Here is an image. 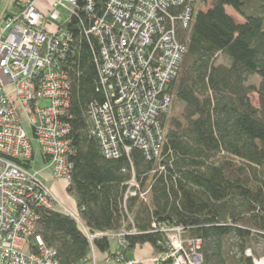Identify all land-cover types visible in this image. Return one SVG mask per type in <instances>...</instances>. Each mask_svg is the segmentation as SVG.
Wrapping results in <instances>:
<instances>
[{
	"label": "trees",
	"instance_id": "trees-1",
	"mask_svg": "<svg viewBox=\"0 0 264 264\" xmlns=\"http://www.w3.org/2000/svg\"><path fill=\"white\" fill-rule=\"evenodd\" d=\"M94 2V15H102L106 0ZM199 3L206 0H193L188 28L176 27L185 53L167 86L172 103L157 157L133 147L128 157L111 159L102 154L88 115L103 94L95 64L99 46L85 35L92 15L79 0L66 25L69 91L62 119L71 164L65 192L75 218L59 208L38 209L31 250L36 236L55 251L57 264H83L92 261V251L132 261L136 249L148 247L154 264H171L161 259L166 234L159 227L179 226L184 242L201 241V264H254L245 251L264 243V0H212L204 10ZM16 6L11 0L5 15ZM225 8L242 21L235 23ZM173 101L181 108L174 110ZM171 109L175 114L168 116ZM131 169L145 197L124 201ZM231 240L234 262L224 245Z\"/></svg>",
	"mask_w": 264,
	"mask_h": 264
},
{
	"label": "built area",
	"instance_id": "built-area-1",
	"mask_svg": "<svg viewBox=\"0 0 264 264\" xmlns=\"http://www.w3.org/2000/svg\"><path fill=\"white\" fill-rule=\"evenodd\" d=\"M78 2L17 0L15 10L4 14L0 23V76L14 87L32 130L28 137L21 128L0 81V264H57L55 251L39 237L32 250L28 246L37 229V210L59 208L75 218L56 199L47 180L32 170V163L39 153L52 181L66 188L71 164L68 128L62 119L69 80L63 65L71 39L66 25L76 15ZM83 2V11L92 15L85 35H92L99 46L95 64L103 101L92 103L88 115L101 152L116 159L128 157L136 147L148 159L156 158L164 138L162 120L172 103L167 86L185 53L176 27L188 28L193 0H106L100 16L94 15V0ZM140 190L132 172L124 201L144 199ZM159 231L166 234L161 259L201 264L200 240L184 242L179 226ZM121 236L115 237L120 241ZM116 263L143 264L122 259Z\"/></svg>",
	"mask_w": 264,
	"mask_h": 264
},
{
	"label": "rangeland",
	"instance_id": "rangeland-1",
	"mask_svg": "<svg viewBox=\"0 0 264 264\" xmlns=\"http://www.w3.org/2000/svg\"><path fill=\"white\" fill-rule=\"evenodd\" d=\"M211 2H212V0H206V4L205 5L203 3H199V4H197L196 7L201 9V10H204L206 8V6L208 4H210ZM228 11H229L228 13L229 14L231 13L230 15L233 16V18L232 17L231 18L234 20L235 23H240L242 21L241 18L238 17L236 14H234L231 10H228ZM0 23H1V20H0ZM0 81H1L2 85L5 86L6 95H7L8 99H9L10 103L12 104V107L14 109V112L16 114V117H17V119L19 121V124H20L21 128L24 130L25 134L28 137H32V130H31V127L29 125V122L27 121L26 116L23 114L22 109L19 107V105L17 103V99L15 97V89H14V87L12 85H10L6 81V79L3 78L2 76H0ZM257 81H258V78L256 76L250 80V82H252L253 84H256ZM251 101H252L253 105L257 104L255 95L251 96ZM43 104H46V102H43ZM172 106H173L172 108L174 110L175 109L178 110L179 108H181V104L178 103V102H175V101H173V105ZM173 109L170 110V112L168 113V116H173L175 114ZM34 159L35 160L32 163V170L35 171V172H39L40 176L43 177L44 179H45V176L46 177H50V180L52 181L51 176H50V170L47 168L46 162L43 161L41 155L36 152ZM47 184H48V181H47ZM65 196L67 197L68 200H71V198L66 193H65ZM63 203L67 207L69 206L66 202H63ZM71 210H73L72 207H71ZM224 245H225V251L227 252L228 260L231 261V262H234L238 258L237 248L233 244L232 240L229 241V242L228 241L225 242ZM110 246H111V250L115 248L116 240L114 238H110ZM252 248H253V249H251L252 251L247 249V250L250 251L251 254H250V256L246 255V257L251 258L252 262L253 263L255 262V264H264V243H261V242L253 243ZM24 252H27V247L24 249ZM254 252L257 254L258 257H255L253 255ZM95 255L98 257L99 255H102V253L96 252ZM93 258H94V255H93ZM261 260H263V262ZM150 261H151L150 263L154 264L155 263L154 262L155 258H152ZM139 262H142L143 264H145L143 261H139Z\"/></svg>",
	"mask_w": 264,
	"mask_h": 264
},
{
	"label": "crops",
	"instance_id": "crops-1",
	"mask_svg": "<svg viewBox=\"0 0 264 264\" xmlns=\"http://www.w3.org/2000/svg\"><path fill=\"white\" fill-rule=\"evenodd\" d=\"M10 4L11 1L10 0H0V18L2 16V14L10 8ZM228 10H230L229 8H225V11L227 13V15H229L230 17L233 18V16H231L228 12ZM3 14V16H4ZM2 16V17H3ZM2 20V18H1ZM45 179L48 181V185L51 188L52 193L54 194V196L56 197V199L63 204L64 206H66L63 202H66L69 206L68 208L74 210L73 213L76 211L75 208V204L74 201L68 200L67 197L65 196V184L62 182H55V181H51L50 177H46ZM63 201V202H62ZM67 207V206H66ZM113 250V249H112ZM96 252H94V258L92 259L91 262H86L83 264H117L116 261H114L113 259L109 258L106 254H102L99 255L98 257L95 255ZM152 254H151V249L148 247H142V248H138L136 249L135 253H134V261H143L145 264H152L150 263Z\"/></svg>",
	"mask_w": 264,
	"mask_h": 264
},
{
	"label": "water",
	"instance_id": "water-1",
	"mask_svg": "<svg viewBox=\"0 0 264 264\" xmlns=\"http://www.w3.org/2000/svg\"><path fill=\"white\" fill-rule=\"evenodd\" d=\"M4 14V13H3ZM3 14H2V16H3ZM2 16H1V18H2ZM1 18H0V20H1Z\"/></svg>",
	"mask_w": 264,
	"mask_h": 264
}]
</instances>
